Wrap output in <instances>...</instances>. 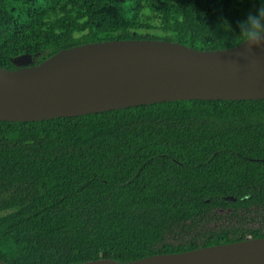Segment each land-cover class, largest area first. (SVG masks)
<instances>
[{
  "label": "trees",
  "instance_id": "1",
  "mask_svg": "<svg viewBox=\"0 0 264 264\" xmlns=\"http://www.w3.org/2000/svg\"><path fill=\"white\" fill-rule=\"evenodd\" d=\"M262 3L0 0V66L36 64L60 49L111 39L227 48L240 43L238 21ZM224 19L233 31L221 27ZM22 58L29 61L17 64ZM252 209H264V98L0 120L6 264L131 261L264 236L260 227L205 226Z\"/></svg>",
  "mask_w": 264,
  "mask_h": 264
},
{
  "label": "water",
  "instance_id": "2",
  "mask_svg": "<svg viewBox=\"0 0 264 264\" xmlns=\"http://www.w3.org/2000/svg\"><path fill=\"white\" fill-rule=\"evenodd\" d=\"M264 98V50L196 49L156 38L87 42L36 64L0 66V120L36 121L171 100ZM0 264H6L0 260ZM73 264H264V236Z\"/></svg>",
  "mask_w": 264,
  "mask_h": 264
},
{
  "label": "clouds",
  "instance_id": "3",
  "mask_svg": "<svg viewBox=\"0 0 264 264\" xmlns=\"http://www.w3.org/2000/svg\"><path fill=\"white\" fill-rule=\"evenodd\" d=\"M237 26L239 33L236 36L240 37V44L245 43L249 51L254 47L264 50V3L255 13L249 12L245 19L238 21ZM221 27L233 31L227 19L222 21Z\"/></svg>",
  "mask_w": 264,
  "mask_h": 264
},
{
  "label": "rangeland",
  "instance_id": "4",
  "mask_svg": "<svg viewBox=\"0 0 264 264\" xmlns=\"http://www.w3.org/2000/svg\"><path fill=\"white\" fill-rule=\"evenodd\" d=\"M28 58H22L20 60H17L16 63H26L28 62ZM218 214H225L222 210L218 211ZM232 224L234 226H246L251 228L260 227L262 231L264 232V209H252L249 212L243 213L241 212V217L236 219L231 216L224 217L222 219H219L217 221H211L207 223L205 226L207 228H215L219 226V224ZM170 240H173L169 238Z\"/></svg>",
  "mask_w": 264,
  "mask_h": 264
}]
</instances>
